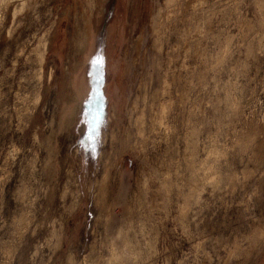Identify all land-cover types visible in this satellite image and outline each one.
<instances>
[{"label":"rangeland","instance_id":"rangeland-1","mask_svg":"<svg viewBox=\"0 0 264 264\" xmlns=\"http://www.w3.org/2000/svg\"><path fill=\"white\" fill-rule=\"evenodd\" d=\"M0 264H264V0H0Z\"/></svg>","mask_w":264,"mask_h":264},{"label":"snow or ice","instance_id":"snow-or-ice-1","mask_svg":"<svg viewBox=\"0 0 264 264\" xmlns=\"http://www.w3.org/2000/svg\"><path fill=\"white\" fill-rule=\"evenodd\" d=\"M93 63L99 68L102 61L97 59ZM97 122L98 116H93L91 121H84L85 130L83 132V138L81 140L82 146H86V150L94 148V142L97 136Z\"/></svg>","mask_w":264,"mask_h":264}]
</instances>
